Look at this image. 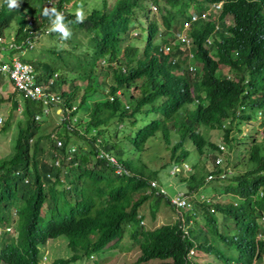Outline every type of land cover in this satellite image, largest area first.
<instances>
[{
  "label": "trees",
  "instance_id": "trees-1",
  "mask_svg": "<svg viewBox=\"0 0 264 264\" xmlns=\"http://www.w3.org/2000/svg\"><path fill=\"white\" fill-rule=\"evenodd\" d=\"M88 1L19 0V8L9 9L6 0H0V36L4 39L0 49L15 44L8 52L32 51L44 37L61 40L59 33L51 32V9L62 12L64 22L69 24L76 20L78 9L88 6ZM241 3L239 10L232 1L228 2L226 13L240 15L237 22L241 25L246 26L242 19L246 18L250 28L263 27L264 10L252 8L245 0ZM154 6L158 13L152 15ZM46 8L49 16L44 15ZM96 8L101 9L88 12L82 22L69 24L72 34L67 42L77 50L81 48L79 54L55 45L53 50H45L41 59L29 62L41 83L54 91L59 87L55 94L61 103L52 105L51 112L45 113L42 103L19 100L17 94L5 97V74L0 71V115L10 109L8 119L0 123V137H7L14 112L24 116L14 124L18 129L14 153L10 157L0 154V222L9 223L15 218L24 243L35 241L23 249L25 255L38 253V247L51 238L78 239L89 229L112 235L105 239L115 235L122 239L123 233L129 231L134 240L139 239L144 261L262 264L264 146L257 144L249 157L232 150L230 159L216 165L217 145L202 141L195 132L203 125L211 128L206 112L214 109L219 117L230 118L236 116L240 105L236 96L223 90V81H218L219 65L213 61L210 65L204 63L201 43L212 35L209 27L193 26L191 36L199 46L195 60L204 72L187 79L189 75H177L181 65L173 67L169 55L160 51L158 35L166 45L176 42V30L189 20L188 9L175 10L174 0H115L111 9L105 0L104 6ZM145 17L148 23L144 25V37L133 35L134 25H141ZM30 20L35 26L27 29ZM14 22L19 27L10 39L7 33ZM28 39L33 41V47L28 45ZM261 49V54L253 53L254 59L243 61L245 67H240L234 52L225 53L222 45L216 55L219 60L227 58L226 65L238 78L240 71H250L252 80L258 83L253 87L264 89L260 78L264 72V42ZM172 53L177 56V50ZM208 68L210 73L205 72ZM133 88L142 91L135 95ZM235 93L239 95L238 89ZM193 94L200 102L210 103L207 111L201 105L190 109ZM147 105L152 111L144 110ZM58 108L62 113L57 114ZM37 114H41V121L35 120ZM151 114L155 119L150 124L129 132L140 118ZM52 115L60 124L49 131L45 125ZM159 135L171 152L170 171L175 163H193L191 176L179 179L191 198L188 209L179 210L168 195L151 187L153 181H159V170L147 171L143 154L149 140ZM123 140L131 144V149ZM189 144L196 147L198 154L189 150ZM103 152L117 157L128 174L117 175L113 164L101 158ZM201 160L210 164L211 181L207 180ZM44 203L53 212L48 221L42 217ZM146 206L151 209L148 228L141 224L148 220ZM161 206L168 210V219L173 223L152 227L150 223L156 222ZM191 251L196 253L195 260L189 259ZM22 252L15 253L13 263L19 262ZM200 252L205 259L198 262Z\"/></svg>",
  "mask_w": 264,
  "mask_h": 264
},
{
  "label": "clouds",
  "instance_id": "clouds-1",
  "mask_svg": "<svg viewBox=\"0 0 264 264\" xmlns=\"http://www.w3.org/2000/svg\"><path fill=\"white\" fill-rule=\"evenodd\" d=\"M230 1H232L236 5V8L240 10L238 6L242 4L241 0H174L175 10L188 9L186 15L189 17V20L187 19L182 26L180 25L179 29L176 30V42H174L171 46L164 44L161 36L158 35V44L161 47L160 51L169 55V60H173V67H177L178 65H181L182 67L176 69L177 75H189L187 79H193V76L197 72H204L202 66L199 67L197 65L198 62L195 60V55L199 52V46L195 43L191 36L193 26L195 24H199L200 27L201 25L207 26L212 33L209 39L201 43L204 56L206 57L204 63L210 65L213 61L219 65V71L217 72L216 77L218 81H223V90L225 92H231L240 101L239 108L236 110V116L229 118V115H224V117L221 118L213 109L206 112L209 114V119L211 120V128L203 125L199 129L195 130L202 141L205 140L207 143L211 142L217 145L218 150L214 153L217 156L215 157L216 165H222L230 159L233 156L232 150L237 152L239 155L245 153L249 157L251 152L256 149L255 146H257V144L258 146H264V89H257L253 87V84L257 85L258 83L257 81L252 80L250 71H240V76L238 78L236 74L226 65L225 62L227 58L225 60H219L216 55V49L219 45H222L225 53L234 52L236 57L239 59L240 67H245L243 64L245 59H254L253 53H262L261 45L264 42V26L260 27L261 30L258 27L250 28L247 26L249 24L247 23L246 18H242L245 20L246 26L245 24H239V22H237V17H240V15H234L231 11L226 13L225 7ZM245 1L252 8L261 11L264 10V0ZM6 3L9 9H17L20 7L19 0H6ZM152 10V15L158 13L157 7H152ZM51 13L52 16H54V19H52L51 31L59 33L61 41H67L71 38L72 33L69 26L70 23L82 22L83 20V13L79 9L75 14L76 20L74 22H69V24L64 22L65 17L62 12H58L55 8H53L51 9ZM44 15L49 16V9H45ZM142 20L143 22H141V25H147L148 21L146 17ZM160 30H163V25L161 24ZM138 34L139 33H133L135 36ZM28 40L33 42L31 39ZM10 45L15 44H9V47ZM173 49L175 52L177 50V56H173ZM183 57H187V60L183 61ZM214 66L215 64L212 65L213 68ZM205 72L210 73L209 68ZM36 75L38 77L37 72ZM260 78L262 84L264 85V72L260 73ZM138 84L141 86L142 81H139ZM225 85L228 86V88H225ZM235 89H238L239 95L235 93ZM134 90H136L138 92L137 95H139V90L142 91V88H133V94ZM49 92L52 93L50 89ZM52 94L56 95L55 93ZM196 97L197 96L193 94L192 98L189 99L192 100V102L194 101V103L189 105L190 109L195 108V105H201L202 109L207 111L210 103L200 102ZM23 100H25L24 97ZM59 104L60 103L55 104L54 106L57 107ZM52 107H50L49 112H51ZM127 108L129 109L130 107L128 106ZM146 109L148 111H152V107L150 105L145 106L144 110ZM57 113H62V109L58 108ZM37 115L38 116L35 120L41 121V114ZM154 119L155 114H151L148 117L140 118L139 122H146L149 120L151 122ZM218 119H220L219 122L217 121ZM150 122H148V124H150ZM0 123L3 124L2 117H0ZM143 127L139 128L138 123L137 126L130 129L129 132H136ZM158 137L163 140L162 135H159ZM225 137H228L226 141ZM149 142L147 143V146ZM188 146L192 148L189 149L190 151L193 153L196 151L198 154L196 147L191 144ZM235 146L237 148H235ZM101 158L105 159L109 164H113L117 175L128 174V171L121 165L118 158L112 154L103 152ZM202 166L208 168L206 173L207 180L211 181L213 177L208 174L210 164L202 161ZM192 171L193 163L190 160V162L186 161L175 163L174 167L172 166L170 175H172V178L174 177L179 180L181 177H190ZM178 183L180 184V181H178ZM151 187L152 189H156L157 193L161 192L162 194L168 195L171 198V201H173L177 195L182 194L188 203V206L184 209H188L191 198L190 196H187L186 190H179L175 195L171 196L158 180L153 181L151 183ZM42 207V217L48 221L51 214H53L52 209L49 204L45 203ZM179 210L182 209L179 208ZM15 214L18 215V210L16 209ZM141 224L146 228L150 227L149 223H146V220H143ZM122 231L123 228L121 227L120 234ZM126 231H128V229ZM104 235L105 233H102L99 230L86 229L85 234L81 238L76 239L66 236L51 238L45 244L38 247V253H33L32 251L31 253L25 255L22 252L23 249L26 248L27 245L33 246L35 241L27 244L24 243L21 236V229L17 226L15 218H13V220L9 223L2 221L0 222V264H118L117 258L118 255H120L119 253L125 251H134L139 253V257L136 262L137 264H147L153 260L159 261L156 264H161V261L158 259H150L146 261L142 260L144 253L141 250L140 241L135 237L134 240L131 237L133 234H130L129 231L123 233L122 239L116 235L111 239H105V237L112 235ZM62 248L67 249V254L64 258H60V249ZM17 251L22 252V257L19 262L13 263L12 261L15 260V253ZM192 257L193 260H195V251H191L189 253V259L192 260ZM196 260L198 262L202 261L198 258ZM262 264H264V260Z\"/></svg>",
  "mask_w": 264,
  "mask_h": 264
},
{
  "label": "rangeland",
  "instance_id": "rangeland-1",
  "mask_svg": "<svg viewBox=\"0 0 264 264\" xmlns=\"http://www.w3.org/2000/svg\"><path fill=\"white\" fill-rule=\"evenodd\" d=\"M89 1H90V4H89ZM89 1H88V6L87 5L83 6L80 9V11H82V13H83V19L88 16L90 11H92L94 9H101V8H96V7L97 6H101V7L104 6L105 0H89ZM99 1H101L102 3L97 4V2H99ZM114 3H115V0H108V9H111V7L113 6ZM18 27H19V25L17 24V22H14L12 24V26L10 27V29L8 30V33H7L8 36L10 35L9 36L10 39H12L14 37L16 31L18 30ZM133 28H134L133 33L142 34V36L144 37V32H145V26L144 25H134ZM67 41H61L59 39L53 40V39H50V37H44L39 42L37 41V47L35 50L18 51V52H16V51L13 52L11 50V53L5 52V54H10L12 56H15V58H19L23 63L32 62V61L41 59L43 56L42 53L45 50H47L46 52L53 50V46H55V45H60L62 47V49H64V50H68L69 52L79 54L78 51H80L81 48L77 50V49L73 48V46H71ZM82 42L84 44L87 43V39H82ZM3 78H4V85L2 88L3 95L5 97H9L11 94H17V98L19 100H23V96L16 90L11 79L7 75H5ZM69 87H70V85H69ZM50 91L52 93H57V92H59V87H56L55 91L51 88ZM134 94L137 95L138 92L136 90H134ZM22 102L23 101H21V103ZM1 114L2 115H0V116L3 118V121L5 122L10 115V109H7V111L2 112ZM20 120H24V116L22 115V113L20 111L14 112L13 116H12L13 124H12L11 129L7 133V137L6 136L0 137V146H1L0 154H1V157H3V156L10 157L14 153V144H15V140H16V136H17V130H18L17 128H15L14 124H16ZM148 122H150V120L146 121V122L140 121L139 122V128L145 126L146 124H148ZM58 124H60V120L56 119V117L54 115H52L49 118V121L45 125V127L48 126V128L50 129L49 131H51L53 129V126H56ZM123 141L125 142L126 146L131 149V144L125 140H123ZM189 149H192V148L189 146ZM170 153L171 152L167 149L164 141L160 137L153 138L150 140V142L147 146V150L143 154V160L145 162L144 164L146 165V167H148L147 171L151 172V171L159 170V176H158L159 181L162 183V185L167 190V192L171 196H173L176 194L177 191L183 190V184H181V183L179 184L178 179H176L174 177L172 178L170 176V169H171V165H172V163L170 161V156H171ZM195 154H196V151L194 152V155ZM237 166H239V163L237 164ZM204 168L207 171L208 168H206V167H204ZM149 209H150V207H149ZM149 209L147 206L145 207V211H146L147 216H148L147 217L148 220H146V223L151 222V218H150L151 209L150 210ZM168 215H170L168 210L161 206V209H160V212H159L158 218H157L158 221L156 220L155 223H152V224L150 223V225L152 227H155V226L159 227L163 224L168 225V224L173 223L171 221V219H168ZM173 219H174V221H177L178 218L173 217L172 220ZM135 249H137V248H135ZM66 254H67V249H65V248L60 249V258H64ZM119 254L120 255H118V258H117L118 264H137L136 262H137V259L139 257L138 252L125 251V252H121ZM201 254L202 253L200 252V255ZM202 256H199L198 259H201L203 261L205 259V256L203 254H202ZM157 262H159V261L153 260L147 264H156Z\"/></svg>",
  "mask_w": 264,
  "mask_h": 264
},
{
  "label": "built area",
  "instance_id": "built-area-1",
  "mask_svg": "<svg viewBox=\"0 0 264 264\" xmlns=\"http://www.w3.org/2000/svg\"><path fill=\"white\" fill-rule=\"evenodd\" d=\"M33 26H35L34 21L30 20L27 29ZM3 41V37L0 36V43ZM27 43L29 46L33 47V42L28 40ZM13 47L16 46L10 45L8 49H0V71L10 77L17 91L22 94L25 99L42 103L45 106V113H48L52 105L61 103L60 97L50 93L48 89L49 86L39 81L32 64L23 63L19 58H12V55L5 54V52L10 51ZM172 202L180 209H184L188 206L187 200L182 194L177 195Z\"/></svg>",
  "mask_w": 264,
  "mask_h": 264
}]
</instances>
